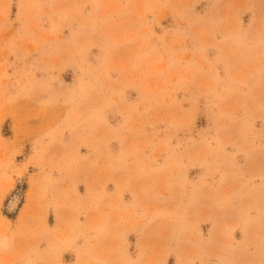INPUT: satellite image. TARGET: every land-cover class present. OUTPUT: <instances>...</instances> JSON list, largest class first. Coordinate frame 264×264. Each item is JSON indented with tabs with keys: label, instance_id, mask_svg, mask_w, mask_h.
Masks as SVG:
<instances>
[{
	"label": "rangeland",
	"instance_id": "374dc122",
	"mask_svg": "<svg viewBox=\"0 0 264 264\" xmlns=\"http://www.w3.org/2000/svg\"><path fill=\"white\" fill-rule=\"evenodd\" d=\"M0 264H264V0H0Z\"/></svg>",
	"mask_w": 264,
	"mask_h": 264
}]
</instances>
